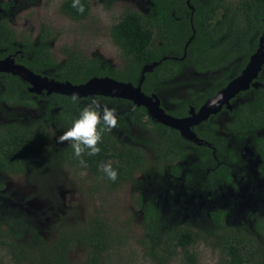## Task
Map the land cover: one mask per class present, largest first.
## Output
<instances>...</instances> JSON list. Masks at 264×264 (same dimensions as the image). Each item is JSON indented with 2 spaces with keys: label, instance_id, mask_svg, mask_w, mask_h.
<instances>
[{
  "label": "trees",
  "instance_id": "obj_1",
  "mask_svg": "<svg viewBox=\"0 0 264 264\" xmlns=\"http://www.w3.org/2000/svg\"><path fill=\"white\" fill-rule=\"evenodd\" d=\"M82 2L83 13L71 7V0H64L60 9L71 19L82 20L91 9L89 0ZM152 2L147 13L127 9L111 28V38L123 58L121 68L111 67L105 60L88 56L69 44L62 46L60 60L52 48L58 32L51 24L42 23L37 36L30 31L18 33L10 22V4L0 2V59L15 53L17 62L36 73L74 84L85 83L94 76H110L137 84L144 65L160 61L152 71L146 72L143 90L147 94L157 93L162 100L174 104L172 109H166L168 113L186 116L192 106L198 109L245 68L264 28V0H190L194 11L187 0ZM190 71L210 74V86L187 88L185 95L171 96L170 90L180 85L198 86L201 78L188 80L184 76ZM258 79L259 87L241 92L238 96L243 100L225 110L229 131L238 146L229 144L220 134L219 124L213 121L220 113L204 121L200 129L196 128L198 136L212 145L207 146L188 140L177 129L156 121L144 106L135 107L128 99L93 95L82 97V103L96 98L102 104L117 108V126L104 132L97 155H83L85 164L73 155L69 144L62 148L63 153L69 163L95 181L97 191L112 192L134 181L138 172L148 168L150 151L158 154L173 175L183 173L184 182L191 188L195 184L196 167L205 171L211 168L208 174L211 187L215 185L214 179L233 183V173L241 165L239 150L250 145L258 152L264 151V68ZM28 86L19 75L0 72V109L9 107L11 112L10 117L0 120V173L6 175L30 172L33 158L50 138L52 128L69 127L80 108L71 102V95L55 92L39 95ZM17 106L39 107L41 114L36 118L15 117ZM189 158L187 165L177 163ZM100 161H110L117 168L116 181L108 180L98 169ZM3 187L4 183H0V188ZM136 202L142 209L144 228L140 243L154 264H172L179 256L185 264H199L197 252L191 249L203 239L199 232L184 224L165 234L166 220L155 201L139 194ZM211 216L214 226L225 227V210L216 208ZM82 221V225H65L55 240L39 237L40 242L33 245L32 239L37 241V238L33 236L35 228L29 218L24 217L19 227L0 212V264H111L115 254L123 253L126 240L122 234L115 235V228L106 215L93 214ZM6 222H10L9 227ZM254 230L263 236L264 217L258 219ZM218 242L230 257V264H245L254 251L263 248L256 242L254 233L244 227L228 228L218 235L215 243ZM77 246L84 247L86 257L73 262L70 253Z\"/></svg>",
  "mask_w": 264,
  "mask_h": 264
},
{
  "label": "rangeland",
  "instance_id": "obj_2",
  "mask_svg": "<svg viewBox=\"0 0 264 264\" xmlns=\"http://www.w3.org/2000/svg\"><path fill=\"white\" fill-rule=\"evenodd\" d=\"M63 1L0 0L10 4V22L18 33L30 31L37 36L42 23L51 24L58 32L52 48L60 60L63 58L62 46L69 44L116 68L123 66V58L111 38L112 26L127 9L147 13L153 3L152 0H89V14L82 20H74L62 13L60 5ZM184 76L188 80L201 78V81L198 86L186 84L180 85L178 89H171V96L185 95L184 90L187 88L205 89L210 86L208 81L212 78L210 74L203 75L194 71ZM160 98L162 100L161 96ZM242 100L243 97L238 96L233 104ZM162 101L166 109L174 106L170 101ZM39 105L42 106L41 102ZM8 109L9 107L0 109V120L10 117ZM10 109L13 111V108ZM14 110L15 117L21 115L36 118L41 114L39 107L17 106ZM228 119L229 116L224 111L213 118V121L219 124L220 132L235 144L237 141L229 131ZM66 128H52L50 138L33 158L30 172L21 175L0 173V183H4V187L0 188V212L13 219L19 227L21 220L28 217L35 228L33 236L37 238V241L32 239L33 245L40 242L39 237L55 240L65 225H82V220H88L93 214H101L108 217L115 228V235L122 234L127 243L122 254L114 255L111 264H154L145 255L140 243L144 236L142 209L136 202L140 194L155 201L166 220L165 234H169L171 228L175 230L179 225L188 224L202 235L203 239L191 248L197 252L199 264H230V257L225 255L220 243H215L218 235L224 234L230 227L250 229L256 242L259 241L263 246L258 252L254 251L245 264H264V234L260 236L254 230L258 219L264 217V166L260 167V163H249L247 171L240 168L233 183L214 179V187H211L210 177L205 170L193 166L196 167L193 171L196 179L191 188L184 182L183 173L173 175L169 166L161 162L158 154L150 151L147 156L148 168L138 172L134 181L125 183L112 192L97 191L94 188L95 181L88 179L85 171L77 170L63 153L62 148L69 143H60L57 137ZM138 133L143 135L140 131ZM190 160L191 158L177 163L187 165ZM216 208L226 211L224 228L214 226L211 211ZM6 224L10 226V222ZM25 241L29 242L27 239ZM70 254L71 261L80 262L86 257V250L77 246ZM172 264L185 263L179 256Z\"/></svg>",
  "mask_w": 264,
  "mask_h": 264
},
{
  "label": "water",
  "instance_id": "obj_3",
  "mask_svg": "<svg viewBox=\"0 0 264 264\" xmlns=\"http://www.w3.org/2000/svg\"><path fill=\"white\" fill-rule=\"evenodd\" d=\"M187 3L194 11V6L190 0H187ZM191 39L192 37L186 47ZM15 55L13 53L6 58L0 59V72H11L19 75L24 81L29 83L31 92L40 94L45 91L48 94L55 92L67 95L78 92L80 98L105 95L128 99L132 101L135 107L144 106L153 119L177 129L184 138L199 141L200 138L194 131V126H198L209 120L213 115L219 114L224 106L227 109H232L234 106L233 100L237 99L241 92L249 90L251 87L260 86L261 83L258 78L264 68V28L259 37L258 46L254 53L251 54L245 68L237 76L233 77L227 85L209 97L198 109L192 106L189 115L186 117H176L168 113L162 106L161 98L157 93L147 94L143 90L146 72L152 71L160 61L145 64L137 84L131 81L117 80L110 76H94L85 83L74 84L70 81H62L48 75L36 73L28 66L17 62Z\"/></svg>",
  "mask_w": 264,
  "mask_h": 264
},
{
  "label": "clouds",
  "instance_id": "obj_4",
  "mask_svg": "<svg viewBox=\"0 0 264 264\" xmlns=\"http://www.w3.org/2000/svg\"><path fill=\"white\" fill-rule=\"evenodd\" d=\"M71 7L78 13L85 11L82 0H71ZM70 99L72 103L80 105L79 112L71 125L57 137V140L60 143L67 141L73 155L85 164L83 155H97L101 151L100 143L104 132L111 131L117 126L118 110L102 104L96 98L82 103L78 92H73ZM98 169L108 180L113 182L117 180L118 170L110 161H100Z\"/></svg>",
  "mask_w": 264,
  "mask_h": 264
},
{
  "label": "flooded vegetation",
  "instance_id": "obj_5",
  "mask_svg": "<svg viewBox=\"0 0 264 264\" xmlns=\"http://www.w3.org/2000/svg\"><path fill=\"white\" fill-rule=\"evenodd\" d=\"M30 86V85H29ZM29 86H28V88H29ZM45 92V91H44ZM44 92H42V93H40V94H43ZM39 94V95H40ZM162 106H163V104H162ZM166 109V108H165ZM227 108H226V106H224L223 107V109L220 111V113L221 112H224L225 110H226ZM190 111V110H189ZM189 115V114H188ZM188 115H186V116H188ZM186 116H183V117H186ZM203 125H202V123L200 124V125H198V126H194L193 127V129H194V131L197 133V130H196V128H198V129H200L201 127H202ZM232 133V132H231ZM221 135H223L226 139H228L224 134H222V133H220ZM198 135V134H197ZM232 135H233V133H232ZM234 136V135H233ZM199 138H200V140L199 141H194L195 143H198V144H200V145H207V146H212L211 145V143H209V142H207V141H205V139H202L200 136H198ZM229 140V139H228ZM191 141H193V140H191ZM230 141V140H229ZM229 144H231L232 145V142H229ZM235 145L236 146H238L239 145V143L238 142H236L235 143ZM248 151H250L249 152V154H247V152ZM239 153L241 154V165H239L240 166V168H242V170H246L247 171V166H250L249 165V163H251V164H253V165H256V164H258V163H260L261 164V166L260 167H263L264 166V159H263V153H264V151L262 152V153H260V152H258V150L256 149V148H254V147H251L250 145H245V146H243L240 150H239ZM247 155V156H246ZM197 157H198V155H197ZM255 162V163H254ZM236 168V167H235ZM240 168H238V169H240ZM211 169V168H210ZM210 169H208V171H205L207 174H209L210 173ZM237 171V170H236ZM257 173H258V171H257ZM237 175V172L236 173H233V176L235 177Z\"/></svg>",
  "mask_w": 264,
  "mask_h": 264
}]
</instances>
